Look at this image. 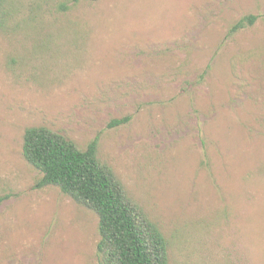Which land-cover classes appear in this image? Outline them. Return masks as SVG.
<instances>
[{"label":"rangeland","instance_id":"374dc122","mask_svg":"<svg viewBox=\"0 0 264 264\" xmlns=\"http://www.w3.org/2000/svg\"><path fill=\"white\" fill-rule=\"evenodd\" d=\"M33 126L97 139L169 264H264V0H0V264H99Z\"/></svg>","mask_w":264,"mask_h":264},{"label":"trees","instance_id":"16d2710c","mask_svg":"<svg viewBox=\"0 0 264 264\" xmlns=\"http://www.w3.org/2000/svg\"><path fill=\"white\" fill-rule=\"evenodd\" d=\"M253 19L241 18L231 31ZM97 145L94 139L81 149L60 132L33 126L23 133L22 156L41 172L38 187L55 186L97 216L99 264H169L164 235L98 158Z\"/></svg>","mask_w":264,"mask_h":264}]
</instances>
